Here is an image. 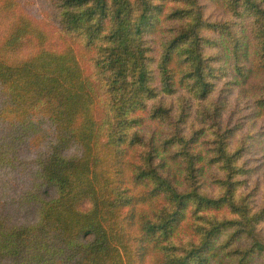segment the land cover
<instances>
[{"label":"trees","instance_id":"trees-1","mask_svg":"<svg viewBox=\"0 0 264 264\" xmlns=\"http://www.w3.org/2000/svg\"><path fill=\"white\" fill-rule=\"evenodd\" d=\"M46 1L0 0V264H264L213 98L221 60L264 121V0Z\"/></svg>","mask_w":264,"mask_h":264},{"label":"rangeland","instance_id":"rangeland-1","mask_svg":"<svg viewBox=\"0 0 264 264\" xmlns=\"http://www.w3.org/2000/svg\"><path fill=\"white\" fill-rule=\"evenodd\" d=\"M203 4L205 7L206 18L208 17L211 20H233V16L229 17V15L227 13L225 14L218 6H212L207 3L205 4V2H203ZM36 7H43L44 10H46L50 5L46 0H37ZM221 62L222 61L220 60L219 65L215 63V68L218 73L217 78L214 79L215 92L213 98H222V100L219 101V104L222 106L220 110L222 113L223 126H235L240 130L238 132L239 135L245 134L249 136L252 134V139H258L257 141H261L263 138L262 136L264 135V121L260 119L258 122H255L253 118L254 115L252 114V101L239 96L235 85L230 84L227 70L220 66ZM179 101V95L177 94L171 98H167L165 103L169 104L171 102L176 108L180 104ZM198 107L199 105L195 104L193 112L196 111ZM198 125H200V121H198L195 126ZM249 146L243 156L246 166L254 169L251 178L248 180V185H250L248 187L253 191V194L255 193L254 195H256L255 202L260 203L264 200V151L260 152L261 149L264 150V144H262L260 148L259 146H254V148H250Z\"/></svg>","mask_w":264,"mask_h":264}]
</instances>
